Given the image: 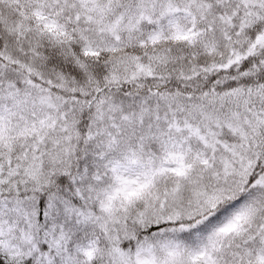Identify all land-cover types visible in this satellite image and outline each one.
Masks as SVG:
<instances>
[{
	"label": "snow or ice",
	"instance_id": "6c2138e0",
	"mask_svg": "<svg viewBox=\"0 0 264 264\" xmlns=\"http://www.w3.org/2000/svg\"><path fill=\"white\" fill-rule=\"evenodd\" d=\"M0 264H264V0H0Z\"/></svg>",
	"mask_w": 264,
	"mask_h": 264
}]
</instances>
